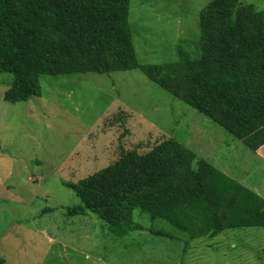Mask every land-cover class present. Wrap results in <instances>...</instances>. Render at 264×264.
I'll return each instance as SVG.
<instances>
[{"label": "rangeland", "instance_id": "obj_1", "mask_svg": "<svg viewBox=\"0 0 264 264\" xmlns=\"http://www.w3.org/2000/svg\"><path fill=\"white\" fill-rule=\"evenodd\" d=\"M240 1L264 12V0ZM210 2L131 0L139 64L178 62L184 50L197 58L200 13ZM14 79L0 72V256L6 264H264V227L185 241L186 233L137 208L133 220L141 228L118 237L96 213L69 217L64 209L80 205L65 182L106 168L122 146L147 149L165 138L264 198V149H249L139 68L43 75L41 96L11 103L4 93ZM115 115L121 123L106 126Z\"/></svg>", "mask_w": 264, "mask_h": 264}, {"label": "trees", "instance_id": "obj_2", "mask_svg": "<svg viewBox=\"0 0 264 264\" xmlns=\"http://www.w3.org/2000/svg\"><path fill=\"white\" fill-rule=\"evenodd\" d=\"M130 1L0 0V72L15 76L4 100L41 96L43 75L139 68L249 149H264V12L240 0H211L200 13L197 58L181 49L178 62L143 65L129 25ZM114 121L122 118L105 125ZM142 147L122 146L106 168L65 182L80 200L64 207L66 214L96 213L118 237L141 228L133 220L137 208L186 233L185 241L264 227V198L180 142L165 138ZM0 264H6L2 256Z\"/></svg>", "mask_w": 264, "mask_h": 264}]
</instances>
